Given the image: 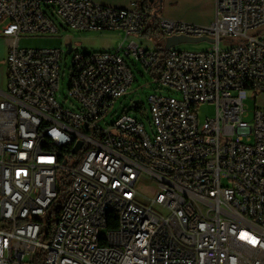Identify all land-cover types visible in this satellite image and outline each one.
<instances>
[{"label": "built area", "instance_id": "1", "mask_svg": "<svg viewBox=\"0 0 264 264\" xmlns=\"http://www.w3.org/2000/svg\"><path fill=\"white\" fill-rule=\"evenodd\" d=\"M48 13L73 31L124 33L113 52L83 53L71 44L62 102L56 92L64 52L18 45L21 35L57 32ZM143 18L135 4L0 0V37L8 40L0 264H264V106L248 121L245 105L264 94V0H215L207 26L158 17L165 39L201 38L211 48L166 49L156 82L175 95H151L144 110L139 102L130 107L145 114L149 132L127 114L102 128L134 81L125 57L148 70L157 61L159 50L138 39ZM204 105H213L215 116L200 122ZM57 189L62 208L44 240ZM108 207H115L118 236L102 246Z\"/></svg>", "mask_w": 264, "mask_h": 264}, {"label": "rangeland", "instance_id": "2", "mask_svg": "<svg viewBox=\"0 0 264 264\" xmlns=\"http://www.w3.org/2000/svg\"><path fill=\"white\" fill-rule=\"evenodd\" d=\"M164 0L162 1V4ZM53 25L55 26L57 32L54 34H25L21 35L19 39L20 49H58L62 50L63 57L60 65L59 79L57 83L56 97L59 102H62L67 98L69 89V75L71 66V56L66 54L67 45L72 44L80 49L83 53H94V52H113L115 51L121 43L124 41V33L120 30L112 31H88V32H77L73 31L65 26V24L60 20V18L53 13H48ZM159 34L147 37L142 35L138 39L144 43V46L151 47L154 50H159L166 45L167 39L162 37L160 30L158 28ZM127 42L125 41L124 44ZM212 44L210 42H196L193 44L181 43L174 47L178 51L187 52H201L210 49ZM221 48L225 49L226 44L221 43ZM6 52L7 44L5 38L0 37V89H5V76H6ZM125 62L129 67L130 71L134 76V81L128 90L114 100L110 112L100 121V126L102 128H107L121 118L123 115H130L132 117L141 120L149 132V123L146 119L145 114L138 112L134 109L130 110L131 104L134 101H138L140 107L144 110L148 108V97L151 95H175L172 91H167L161 89L156 79L152 76L151 70L145 68L139 61H134L133 58L125 57ZM245 105L249 110L250 121L253 116V112L256 106H264V94L261 97L254 98L248 97L245 100ZM67 105L66 107H68ZM215 116V107L213 105H204L199 108L198 117L200 122H204L206 119H211ZM77 157H72L69 161V165L72 164ZM59 179H63V175L59 173ZM62 191H64L63 185H59ZM63 199L59 198L58 202H62ZM4 226V222L0 219V228ZM36 255H40V250H37ZM37 264V260L35 261Z\"/></svg>", "mask_w": 264, "mask_h": 264}, {"label": "crops", "instance_id": "3", "mask_svg": "<svg viewBox=\"0 0 264 264\" xmlns=\"http://www.w3.org/2000/svg\"><path fill=\"white\" fill-rule=\"evenodd\" d=\"M91 1L104 6L129 9L137 0ZM158 17L198 26H207L212 23L215 18V0H164V3L161 4ZM5 42L7 44L8 40H5Z\"/></svg>", "mask_w": 264, "mask_h": 264}, {"label": "trees", "instance_id": "4", "mask_svg": "<svg viewBox=\"0 0 264 264\" xmlns=\"http://www.w3.org/2000/svg\"><path fill=\"white\" fill-rule=\"evenodd\" d=\"M162 0H137L135 5L136 8L143 12L144 18L143 22L146 25L145 31L143 32L144 36L152 37L157 34H159L158 31V14L161 10V3ZM166 54V48L165 45L163 48L159 49L157 61L153 65V67L150 69L152 76L156 79L159 70L161 68L162 61ZM62 198L64 200V194H62L57 189V197L52 202V204L49 206L46 216L43 222V233H44V240H48L54 230L55 224L57 222L58 216L60 214L62 203L58 202V199ZM108 229H114L113 228V222L109 223L107 226ZM43 240V239H42Z\"/></svg>", "mask_w": 264, "mask_h": 264}, {"label": "bare ground", "instance_id": "5", "mask_svg": "<svg viewBox=\"0 0 264 264\" xmlns=\"http://www.w3.org/2000/svg\"><path fill=\"white\" fill-rule=\"evenodd\" d=\"M113 214H115V207H108V210H105L104 215V230L105 235H100V243L102 246H111L114 244V237L118 236V228L108 229L107 226L111 221H113Z\"/></svg>", "mask_w": 264, "mask_h": 264}, {"label": "water", "instance_id": "6", "mask_svg": "<svg viewBox=\"0 0 264 264\" xmlns=\"http://www.w3.org/2000/svg\"><path fill=\"white\" fill-rule=\"evenodd\" d=\"M201 41H204V39H201V38L195 39V38H189V37H184V36H174V37L167 38L165 48L167 50H169L171 48L176 47L177 45H179L181 43L193 44V43L201 42ZM205 41H208V42L212 43L210 40H205ZM70 53H71V44H68L67 45L66 54L69 55ZM137 103H138V101H134L133 105H135ZM80 146H81V143H78L74 147L73 153H76L77 150L80 148Z\"/></svg>", "mask_w": 264, "mask_h": 264}]
</instances>
